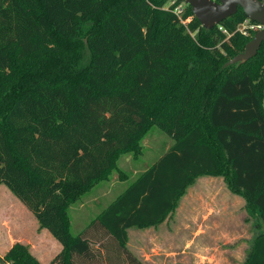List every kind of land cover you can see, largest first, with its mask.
Returning a JSON list of instances; mask_svg holds the SVG:
<instances>
[{
	"label": "trees",
	"instance_id": "obj_1",
	"mask_svg": "<svg viewBox=\"0 0 264 264\" xmlns=\"http://www.w3.org/2000/svg\"><path fill=\"white\" fill-rule=\"evenodd\" d=\"M184 1V0H179ZM168 0H0V186L62 245L49 264H145L128 230L164 223L199 177H223L263 228L244 264H264V42L238 13L193 38ZM157 126L173 145L79 235L70 208L138 157ZM0 264H43L14 244Z\"/></svg>",
	"mask_w": 264,
	"mask_h": 264
},
{
	"label": "rangeland",
	"instance_id": "obj_2",
	"mask_svg": "<svg viewBox=\"0 0 264 264\" xmlns=\"http://www.w3.org/2000/svg\"><path fill=\"white\" fill-rule=\"evenodd\" d=\"M173 143L154 126L143 140L142 154L120 158L118 166L125 174L123 178L114 171L108 181L96 185L71 206L72 233H84L91 221ZM256 222L246 209L245 199L234 194L223 177L203 176L189 187L164 223L129 229V248L145 264H244L254 236L263 230ZM16 243L27 246L43 264L61 249L33 213L6 185H1L0 254L5 255Z\"/></svg>",
	"mask_w": 264,
	"mask_h": 264
},
{
	"label": "water",
	"instance_id": "obj_3",
	"mask_svg": "<svg viewBox=\"0 0 264 264\" xmlns=\"http://www.w3.org/2000/svg\"><path fill=\"white\" fill-rule=\"evenodd\" d=\"M206 30L238 13L241 8L248 18L264 25V4L259 0H184ZM264 42V30L247 43L245 51L229 60L224 67L244 63L254 58Z\"/></svg>",
	"mask_w": 264,
	"mask_h": 264
},
{
	"label": "built area",
	"instance_id": "obj_4",
	"mask_svg": "<svg viewBox=\"0 0 264 264\" xmlns=\"http://www.w3.org/2000/svg\"><path fill=\"white\" fill-rule=\"evenodd\" d=\"M217 1V0H215ZM264 4V0H259ZM187 3L185 1H179V0H168L167 4L165 5L164 9L171 10L179 19L181 24L186 28L187 32L195 38L198 30H191L189 27L190 23L193 20L192 16H186V9H187ZM217 27L219 30L227 34L228 37H230L232 34L228 32V30L222 25L218 24ZM264 30V25L259 22H254L250 18H246L242 23H240L235 32H238L242 34L243 36H251L255 35L257 32Z\"/></svg>",
	"mask_w": 264,
	"mask_h": 264
},
{
	"label": "crops",
	"instance_id": "obj_5",
	"mask_svg": "<svg viewBox=\"0 0 264 264\" xmlns=\"http://www.w3.org/2000/svg\"><path fill=\"white\" fill-rule=\"evenodd\" d=\"M56 240V239H55ZM57 248H58V246H57ZM59 249H60V247H59ZM58 249V251L56 252V254L54 253V255L49 259V261L46 263V264H49L50 262H51V260H53L54 259V257L58 254V253H60L61 252V250H62V245H61V249L59 250ZM1 255V254H0Z\"/></svg>",
	"mask_w": 264,
	"mask_h": 264
}]
</instances>
